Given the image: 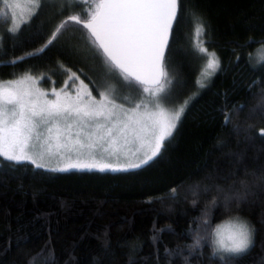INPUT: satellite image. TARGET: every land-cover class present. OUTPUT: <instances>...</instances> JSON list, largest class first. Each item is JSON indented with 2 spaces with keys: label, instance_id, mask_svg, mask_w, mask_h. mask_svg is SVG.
I'll use <instances>...</instances> for the list:
<instances>
[{
  "label": "trees",
  "instance_id": "1",
  "mask_svg": "<svg viewBox=\"0 0 264 264\" xmlns=\"http://www.w3.org/2000/svg\"><path fill=\"white\" fill-rule=\"evenodd\" d=\"M89 7L45 3L17 33L0 17V81L32 73L60 86L74 72L96 93L112 77L137 93L109 71L80 25L68 24L44 52L29 55ZM193 12L206 23L202 45L220 60L203 88L204 57L190 47L199 23ZM261 43L264 0H180L165 61L174 80L167 104L188 103L171 143L130 172L45 174L0 157V264H223L206 240L196 248L192 237L233 214L255 232L249 250L229 264H264V65L247 59Z\"/></svg>",
  "mask_w": 264,
  "mask_h": 264
},
{
  "label": "snow or ice",
  "instance_id": "2",
  "mask_svg": "<svg viewBox=\"0 0 264 264\" xmlns=\"http://www.w3.org/2000/svg\"><path fill=\"white\" fill-rule=\"evenodd\" d=\"M80 2L90 4L84 18L69 16L56 28L44 48L29 55L44 52L56 39V34L68 24L80 25L87 30L91 44L102 54L109 71L117 72L123 83L140 92L141 102L125 108L110 96L109 90L97 91L94 96L82 80L75 88V95H72L70 85L79 80L75 73L68 76L59 90L55 86L50 91L38 87L41 80L47 79L45 76L37 79L25 75L19 80L0 84V157L17 164L29 162L35 170H43L45 174L72 170L130 172L142 169L160 155L165 143H171L188 103L185 102L178 110H169L166 104L174 84L166 68V51L174 26L178 23L180 0ZM31 3L39 9L42 0H31ZM193 15L199 19L195 26L194 43L200 45L194 50L207 57L202 75L208 78L219 70L220 60L214 51L202 46L200 36L206 23L198 13L193 12ZM23 23L27 24V21ZM20 28V25H15L7 31L17 33ZM197 85L201 88L206 86L200 79ZM74 128L77 132L73 146H79L76 158L70 155L66 159L62 157L55 166H50L51 159L46 157L59 153H52L46 148L37 150V141L45 138L47 133L46 143L55 139L58 146L70 152ZM119 140H123L125 145L138 142L143 149L142 155H137V150L132 152L136 159L121 160L119 152L104 148V144H115ZM93 146L103 148L116 159L110 162L104 158L97 159L91 150L87 153L79 151ZM228 227L227 224L222 225L220 230ZM254 232L251 227L252 237ZM252 243L253 239L246 249L223 253L218 258L223 264H229V256L246 253Z\"/></svg>",
  "mask_w": 264,
  "mask_h": 264
},
{
  "label": "rangeland",
  "instance_id": "3",
  "mask_svg": "<svg viewBox=\"0 0 264 264\" xmlns=\"http://www.w3.org/2000/svg\"><path fill=\"white\" fill-rule=\"evenodd\" d=\"M2 1L4 3L5 9L0 14V17L4 18V19L9 18V22L6 24V26L5 25L4 26L11 28L15 25L21 26L22 23L24 21H26L32 15L33 12H36L37 10L42 8L43 5H45V3L48 4L49 6L52 5V3L55 0H42L41 7L39 9L35 8V6L31 3V0H2ZM74 3H75V1H74ZM0 37H1V34H0ZM195 38L196 37H195V28H194V32L192 33V35H190V43L192 41V43L190 44V47L192 49L193 55L197 56V51L194 49L200 45H196L194 43ZM201 39L202 38L200 36V40ZM203 57H204L203 63L201 62L200 66H199L201 73H202V71L205 68L206 63H207V57L206 56H203ZM71 73H74V72H70V74ZM25 75H32L33 77H35L37 79L40 78V76L34 75L32 73H24V74H22L18 77H15V78L1 80L0 84H6L8 81H12V80H19L22 77H24ZM76 75L79 77V80H77L75 82V85H70V88L72 89V95H75V88L77 86H79L80 80H82L84 82V84L88 85L89 89L93 92V95L96 96L97 93L90 87V85L84 79H82L78 74H76ZM67 78H65L62 81V84L60 86L56 85L55 81H51L49 84H47L44 82V80H41L40 83L38 84V87L42 88L45 91H50L51 88L53 86H55L59 90V88L63 87L64 81H66ZM208 78L204 77L202 74L200 75V80H202L203 82H205ZM100 85L101 86H99L98 91L103 92L105 90H109L110 96L114 97L118 104H123L125 108L133 107L135 104L141 102L142 96H141L140 92L128 93L122 87L121 83L115 77L109 78L107 81L102 82ZM169 95H170V93H169ZM97 98L99 99V97H97ZM166 104H167V101H166ZM184 105H185V102L180 103V104H176V105L167 104V107L169 108V110H178L179 108L183 107ZM76 132H77V129L74 128L72 130V142L69 144V147L71 148L70 152L67 148H63L62 146H58L55 139H53L49 143H46L45 139L47 137V133H45V138H42L40 141H37V145H38L37 150H43L46 148L52 153H59V154L53 155L51 157H46L48 159H51V165L50 166H55V164L58 160H60L62 157L66 159V158H68L69 155L73 159H75L76 155H77V149L79 148L78 145L73 146V144L76 140ZM81 139H83V135H81ZM61 144H62V142H61ZM40 145H43V148H40ZM104 148H109L111 151L119 152L121 160L136 159V157L132 155L133 151L139 150V151H137V155H142V153H143V149L141 148V146L138 142L134 143V144L129 143V144L125 145L123 140H119L115 144H113L111 142L106 143V144H104ZM90 150L96 155L97 159L104 158L110 162L114 161L116 159L115 157H110L108 152H105L103 150V148H98L96 146H93L91 149H88V148L79 149V151H83L85 153H87ZM125 153L127 155H125ZM226 224H227V222L225 220L222 223H220L219 226L226 225Z\"/></svg>",
  "mask_w": 264,
  "mask_h": 264
},
{
  "label": "clouds",
  "instance_id": "4",
  "mask_svg": "<svg viewBox=\"0 0 264 264\" xmlns=\"http://www.w3.org/2000/svg\"><path fill=\"white\" fill-rule=\"evenodd\" d=\"M247 59L254 67L264 65V43L259 44L247 54ZM211 205L217 204V198H213ZM195 207V201L192 202ZM214 211V208H213ZM225 211H229L225 207ZM205 223H210V219H205ZM229 227L220 230V226H213L206 236L193 235L192 245L196 248L203 246L206 240L209 245L210 253L218 257L223 253H236L241 249H246L252 239L251 226L246 218L233 214L226 218Z\"/></svg>",
  "mask_w": 264,
  "mask_h": 264
},
{
  "label": "water",
  "instance_id": "5",
  "mask_svg": "<svg viewBox=\"0 0 264 264\" xmlns=\"http://www.w3.org/2000/svg\"><path fill=\"white\" fill-rule=\"evenodd\" d=\"M173 33V32H172ZM171 38H172V34H171V36H170V42H171ZM170 42H169V45H170ZM167 51H168V49H167ZM167 51H166V54H167Z\"/></svg>",
  "mask_w": 264,
  "mask_h": 264
}]
</instances>
